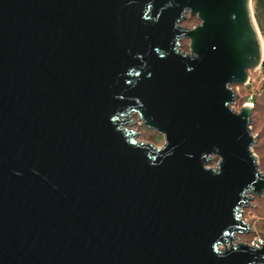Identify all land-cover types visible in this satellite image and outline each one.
<instances>
[{
    "label": "water",
    "instance_id": "obj_1",
    "mask_svg": "<svg viewBox=\"0 0 264 264\" xmlns=\"http://www.w3.org/2000/svg\"><path fill=\"white\" fill-rule=\"evenodd\" d=\"M260 68L252 0H0V264H264Z\"/></svg>",
    "mask_w": 264,
    "mask_h": 264
},
{
    "label": "rangeland",
    "instance_id": "obj_2",
    "mask_svg": "<svg viewBox=\"0 0 264 264\" xmlns=\"http://www.w3.org/2000/svg\"><path fill=\"white\" fill-rule=\"evenodd\" d=\"M252 6L264 41V10L258 11L257 0H252ZM200 23L197 17H191L188 13L182 25L192 29L200 25ZM190 43V40L184 39L181 50L185 53H190ZM249 82L248 86H233L238 98L232 106L237 112H240L246 104H251L254 107L251 130L256 141L253 150L257 156L259 168L264 173V68L250 71ZM132 120L134 123L129 125L128 128L139 134L138 139L140 142L152 143L157 147H162L165 144V137L157 131L143 126L137 114L132 115ZM218 161L219 157H214L209 166L215 167ZM243 219L251 226L252 232L238 234L237 239L251 246L264 239V195L261 197L255 196L252 205L243 208Z\"/></svg>",
    "mask_w": 264,
    "mask_h": 264
},
{
    "label": "trees",
    "instance_id": "obj_3",
    "mask_svg": "<svg viewBox=\"0 0 264 264\" xmlns=\"http://www.w3.org/2000/svg\"><path fill=\"white\" fill-rule=\"evenodd\" d=\"M257 8H258V11L264 10V0H257Z\"/></svg>",
    "mask_w": 264,
    "mask_h": 264
},
{
    "label": "built area",
    "instance_id": "obj_4",
    "mask_svg": "<svg viewBox=\"0 0 264 264\" xmlns=\"http://www.w3.org/2000/svg\"><path fill=\"white\" fill-rule=\"evenodd\" d=\"M264 244V239H261L257 244H255L256 247H261Z\"/></svg>",
    "mask_w": 264,
    "mask_h": 264
},
{
    "label": "bare ground",
    "instance_id": "obj_5",
    "mask_svg": "<svg viewBox=\"0 0 264 264\" xmlns=\"http://www.w3.org/2000/svg\"><path fill=\"white\" fill-rule=\"evenodd\" d=\"M263 50H264V41H263ZM251 105V104H250Z\"/></svg>",
    "mask_w": 264,
    "mask_h": 264
}]
</instances>
